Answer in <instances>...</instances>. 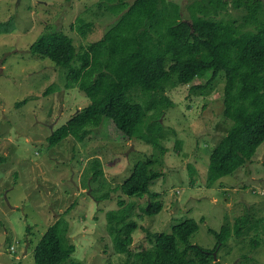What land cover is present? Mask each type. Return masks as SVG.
Instances as JSON below:
<instances>
[{
    "label": "rangeland",
    "instance_id": "obj_1",
    "mask_svg": "<svg viewBox=\"0 0 264 264\" xmlns=\"http://www.w3.org/2000/svg\"><path fill=\"white\" fill-rule=\"evenodd\" d=\"M100 1L0 0L2 30L11 28L0 35V156L5 159L0 166V264H36L35 247L57 219L69 225L67 237L76 246L66 264H125V256L113 251L106 215L119 209L120 198L135 203L134 252L152 248L154 234L170 233L189 219L199 225L191 244L214 250L213 231L223 225L235 231L237 220L244 218L243 236L218 248L211 264H264V143L236 173L209 183L210 156L232 125L223 115L224 83L208 95L190 91L208 78L167 90L174 107L160 118L157 132L162 131L165 155L145 140L120 142L107 124L86 127L83 142L69 136L50 145L52 133L91 100L79 87L67 88L68 66H57L30 47L54 32L70 35L78 52L99 41L117 22L105 7L98 8ZM173 1L185 11L193 0ZM244 14L230 5L225 18ZM79 19L93 23L86 37L78 31ZM153 123L149 118L148 136L159 126ZM149 158L155 160L154 171L163 173L150 188L163 202L161 212L153 215L141 209L147 195L129 198L117 190L134 165ZM98 159L104 175L93 186ZM106 192L112 197L99 201Z\"/></svg>",
    "mask_w": 264,
    "mask_h": 264
},
{
    "label": "trees",
    "instance_id": "obj_2",
    "mask_svg": "<svg viewBox=\"0 0 264 264\" xmlns=\"http://www.w3.org/2000/svg\"><path fill=\"white\" fill-rule=\"evenodd\" d=\"M181 4L173 0H101L98 8L105 7L117 22L99 41L87 43L78 52L70 35L54 32L31 45L34 54L57 66H68L67 88L79 87L91 100L52 133L48 138L51 146L69 136L83 142L86 127L107 124L120 142L122 138V143L145 140L165 155L168 150L160 144L162 131L157 132L162 127L160 118L174 107L167 90L208 78L205 84L190 86V91L208 95L224 83L223 115L232 123L210 156L209 183L233 175L252 161L264 143V20H260L264 0H193L186 5V14ZM230 5L245 11L241 19L225 18ZM78 21V31L86 37L93 23ZM4 27L0 23V35L11 29L2 30ZM149 118L159 124L151 136L144 133L145 127L152 128L147 124ZM4 161L0 156V166ZM154 162L151 158L137 162L117 186L129 198L147 195V205L141 208L147 215L163 208L159 195L150 189L163 177L152 168ZM94 168L97 173L92 175V185L104 175L99 159ZM111 197L112 192H106L98 200ZM134 205L120 198L119 209L106 213L113 251L125 256V264H211L218 248L234 236H243L240 225L246 219L240 218L235 231L230 225L213 231L217 238L214 250L192 245L199 225L189 219L173 226L170 233L154 234L152 248L134 252L131 245L138 229L132 219ZM57 220L35 247L36 264H66L76 251L67 237L69 225Z\"/></svg>",
    "mask_w": 264,
    "mask_h": 264
}]
</instances>
